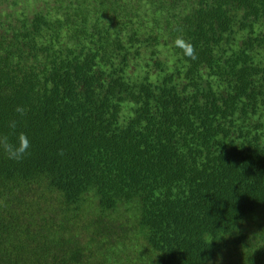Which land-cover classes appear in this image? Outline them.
<instances>
[{
	"label": "trees",
	"instance_id": "obj_1",
	"mask_svg": "<svg viewBox=\"0 0 264 264\" xmlns=\"http://www.w3.org/2000/svg\"><path fill=\"white\" fill-rule=\"evenodd\" d=\"M0 264H264V0H0Z\"/></svg>",
	"mask_w": 264,
	"mask_h": 264
},
{
	"label": "rangeland",
	"instance_id": "obj_2",
	"mask_svg": "<svg viewBox=\"0 0 264 264\" xmlns=\"http://www.w3.org/2000/svg\"><path fill=\"white\" fill-rule=\"evenodd\" d=\"M39 4H40V3H39ZM39 4H38V5H39ZM41 4H43V3H41ZM41 4H40V7H41ZM133 70H134V69H133Z\"/></svg>",
	"mask_w": 264,
	"mask_h": 264
}]
</instances>
